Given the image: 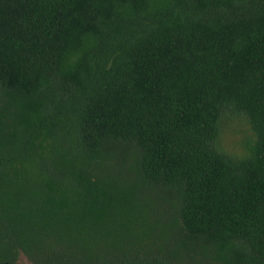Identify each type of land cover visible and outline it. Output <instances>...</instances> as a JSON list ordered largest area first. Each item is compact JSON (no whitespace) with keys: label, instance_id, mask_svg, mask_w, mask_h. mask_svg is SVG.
Returning <instances> with one entry per match:
<instances>
[{"label":"trees","instance_id":"obj_1","mask_svg":"<svg viewBox=\"0 0 264 264\" xmlns=\"http://www.w3.org/2000/svg\"><path fill=\"white\" fill-rule=\"evenodd\" d=\"M20 254L264 264V0H0V263Z\"/></svg>","mask_w":264,"mask_h":264},{"label":"rangeland","instance_id":"obj_2","mask_svg":"<svg viewBox=\"0 0 264 264\" xmlns=\"http://www.w3.org/2000/svg\"><path fill=\"white\" fill-rule=\"evenodd\" d=\"M224 126L219 135L220 146L227 151L240 150V140L248 128L244 119L236 114H230L224 117ZM18 263L31 264L23 255H19Z\"/></svg>","mask_w":264,"mask_h":264},{"label":"water","instance_id":"obj_3","mask_svg":"<svg viewBox=\"0 0 264 264\" xmlns=\"http://www.w3.org/2000/svg\"><path fill=\"white\" fill-rule=\"evenodd\" d=\"M6 262H3V263H0V264H5ZM9 264H12V263H9Z\"/></svg>","mask_w":264,"mask_h":264}]
</instances>
